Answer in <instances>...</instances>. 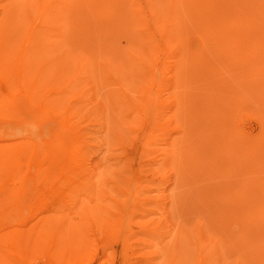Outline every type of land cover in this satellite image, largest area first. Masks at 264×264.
I'll use <instances>...</instances> for the list:
<instances>
[{"label":"rangeland","instance_id":"rangeland-1","mask_svg":"<svg viewBox=\"0 0 264 264\" xmlns=\"http://www.w3.org/2000/svg\"><path fill=\"white\" fill-rule=\"evenodd\" d=\"M0 236L4 264H264V0H0Z\"/></svg>","mask_w":264,"mask_h":264},{"label":"bare ground","instance_id":"bare-ground-1","mask_svg":"<svg viewBox=\"0 0 264 264\" xmlns=\"http://www.w3.org/2000/svg\"><path fill=\"white\" fill-rule=\"evenodd\" d=\"M28 4H26V6H27ZM22 6H24V4H22ZM22 6H18V9H22ZM11 10H16V8L14 9V7L11 9ZM50 14H54V12H50ZM57 15V13L56 14H54V16H56ZM84 16L85 17H87L88 19H90V22H89V27L87 28V27H84V26H86L85 24L87 23V19L85 20V22H84V24H82L83 23V20H84ZM80 25H81V27H82V29H81V31H85V33H83L82 35H81V38H84L85 39V41H86V38H87V41L86 42H89V44L91 45V41L90 40H92V38H90V33H92L93 32V29H92V25H91V23H92V18H90V16H89V14L87 13V12H84L81 16H80V18H79V22H78ZM79 25V26H80ZM212 26H216V27H220V26H222L220 23H219V25H212ZM90 39V40H89ZM86 45V44H85ZM88 48H89V46L88 45H86ZM128 57H129V62L130 63H132L133 62V60H135V59H132V57H131V55L128 53ZM145 116V115H144ZM142 157H144V155H142ZM1 238H2V236H0V240H1ZM0 259H1V257H0ZM93 259H94V256H92V257H88V258H86V259H82V260H79V262H77V261H72L71 262V264H90L92 261H93ZM112 259H114V258H112ZM111 259V260H112ZM110 260V261H111ZM109 261V263L108 264H112V261L110 262ZM118 261V260H117ZM108 262V261H107ZM122 263V262H121ZM0 264H4L3 262H0ZM124 264V263H123Z\"/></svg>","mask_w":264,"mask_h":264}]
</instances>
